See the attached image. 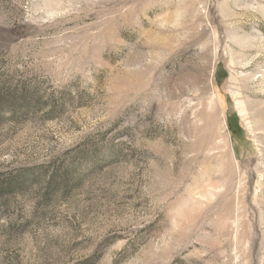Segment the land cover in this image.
Instances as JSON below:
<instances>
[{
	"label": "rangeland",
	"instance_id": "rangeland-1",
	"mask_svg": "<svg viewBox=\"0 0 264 264\" xmlns=\"http://www.w3.org/2000/svg\"><path fill=\"white\" fill-rule=\"evenodd\" d=\"M9 96L0 264H264V0H0Z\"/></svg>",
	"mask_w": 264,
	"mask_h": 264
},
{
	"label": "trees",
	"instance_id": "trees-1",
	"mask_svg": "<svg viewBox=\"0 0 264 264\" xmlns=\"http://www.w3.org/2000/svg\"><path fill=\"white\" fill-rule=\"evenodd\" d=\"M3 99H2L3 102L0 103V107H4V108H6L7 106H10V105L11 106H14L15 105V108H18L17 105L19 103H22V101H21L22 99L19 98V97L9 96V98H7V99L3 98ZM15 111H17V110H15ZM0 112H1V110H0Z\"/></svg>",
	"mask_w": 264,
	"mask_h": 264
}]
</instances>
